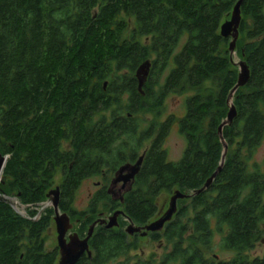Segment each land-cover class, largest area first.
Here are the masks:
<instances>
[{
	"label": "trees",
	"instance_id": "obj_1",
	"mask_svg": "<svg viewBox=\"0 0 264 264\" xmlns=\"http://www.w3.org/2000/svg\"><path fill=\"white\" fill-rule=\"evenodd\" d=\"M237 1L0 0V153L7 157L0 195L37 207L60 173L59 211L80 220L77 234L85 237L101 208H122L136 227L146 226L158 213L155 199L177 189L187 197L162 231L149 234L170 251L133 264H264V253L245 254L264 223V160L252 162L264 137V0L241 3L235 48L250 78L231 98L236 117L222 130V167L197 193L224 153L217 129L237 70L219 26ZM145 61L151 66L139 92L135 72ZM170 94L186 96L184 115L141 128L136 117L158 115ZM173 124L185 141L175 162L164 148ZM141 155L131 190L122 202L112 199L113 174ZM93 177L101 186L78 212L75 193ZM28 217L0 201V264L56 263L58 250L47 251L43 240L52 209H30ZM119 227L96 226L91 257L76 264H129L137 235L129 241ZM214 234L233 253L229 260L213 253Z\"/></svg>",
	"mask_w": 264,
	"mask_h": 264
},
{
	"label": "rangeland",
	"instance_id": "obj_2",
	"mask_svg": "<svg viewBox=\"0 0 264 264\" xmlns=\"http://www.w3.org/2000/svg\"><path fill=\"white\" fill-rule=\"evenodd\" d=\"M241 18H242V16H241ZM227 19H229V18L228 17L223 18L221 21V24L223 22H225V20H227ZM238 37H239V35H238ZM144 40H146V39H144ZM142 42H143V39H142ZM228 42H230V41H228ZM225 47L227 50L228 45ZM178 49H179V47L177 48V50ZM227 53H228V57H229L232 65H233V68H235L237 70V73H238L237 64L240 61H244V60H242L241 57L239 56V54L236 52V48L234 49V51L232 53H229V51ZM163 78L164 77L161 78L160 83L163 82ZM185 99H186L185 95L179 96V95L170 94L164 100L163 105H162V111H160L158 113V115H156L155 113L146 112V113H142V114L138 115L136 117V120L139 122L141 128H146L153 122L154 123H162L169 116H172V115L175 116L176 118L182 117L185 113V106H184ZM146 145H148V144L145 143V147H146ZM164 148L167 151L169 161L175 162L181 158L182 153L185 149V141H184L183 137L178 133V128L175 124H173V126L170 129L168 136L166 137V140L164 142ZM252 159H253L252 160L253 162L258 163V164H261L263 162V160H264V137H263L261 144L256 149V151L254 152ZM60 181H61L60 173H57V175L55 176V178L52 182L50 189L48 190V193H49V191L54 190L56 187H58ZM100 186H101V179L99 177H93V178H88V179L83 180L81 182L80 186L78 187L76 193H75L74 200L72 203V208L78 212H82V211L86 210L89 199L100 188ZM174 191H177V189H173L171 192H162L155 199V205L157 207L158 213L148 224L157 220L158 218H160L165 213V211L168 208L169 200H170L171 196L173 195ZM3 197L6 198L7 203L9 204L11 209L14 211V213H16L17 215H19L22 218H29L28 212L30 209H35V210L37 209V211H39V213H42V212L49 210V209H52L51 203L49 202L48 199H46L45 202L41 203L37 207L27 208L25 206H22L19 203V201L17 200V198L14 196H8V197L3 196ZM178 206L179 205L177 204V208H178ZM119 210L122 211V208H120ZM113 213H114V211L109 212L108 210H104L101 208V209H99V211L97 213L98 215H97V217H95V219L93 220L92 223H95L98 221H107L108 218L111 217ZM38 216L39 215H37L36 217L38 218ZM173 217H172V219H173ZM31 220H34V219L31 218ZM79 221L80 220H77V218H73L70 220V224L72 226V229L69 232V234H73V233L77 234V228H78V225L80 224ZM117 222H118V227L120 224L119 228L122 229L125 233V229L129 225L126 218L125 217H123V218L119 217ZM88 229H89V227L87 228L86 234L88 232ZM86 234H84V236ZM149 234L150 233H148L145 237H140V235L136 236L135 243H136L137 247L135 250L130 251L128 256H127L129 264H133L136 260L147 261L151 258L153 260L158 261L163 257L164 254H166L167 252L170 251V246L167 245V243L163 239H160L157 241H152L149 238V236H150ZM127 236H128L129 241H133V236H129V235H127ZM56 237H57V235H56V231H55L54 222L52 219L49 227L43 233L44 247L47 251H50L54 248L57 249ZM78 237L80 239L84 238L81 236H78ZM262 240H264V230L261 232L258 241L254 244V247L251 250L247 251L245 254L250 258L261 257L264 253V244L261 243ZM220 241H221V236L218 234H214L213 253H215L219 257L218 258L219 260H223V261L229 260L233 256V253L224 252L220 248ZM58 259H59V256L57 257V261L55 264H58Z\"/></svg>",
	"mask_w": 264,
	"mask_h": 264
},
{
	"label": "water",
	"instance_id": "obj_3",
	"mask_svg": "<svg viewBox=\"0 0 264 264\" xmlns=\"http://www.w3.org/2000/svg\"><path fill=\"white\" fill-rule=\"evenodd\" d=\"M243 0H238L233 6L230 19L228 21L223 22L219 27V35L222 38H229L230 42L228 44V51L232 53L235 49L236 41L238 38V28L241 22L240 16V6ZM150 61H145L142 63L135 72V78L137 80V90L139 92L142 91V87L144 86L147 77L150 71ZM238 73H237V81L236 85L232 89L229 97H228V106L229 110L226 115V119L217 129L218 136L221 138V130L223 126L230 125L233 119L236 117V110L234 106L230 103L233 94L239 89L244 87L250 78V71L248 65L244 61H240L237 64ZM106 83H104L103 88H105ZM224 153L221 158V163L216 169V171L211 175V177L205 182L204 186L197 191V193L202 192L204 189L208 188L217 173L220 171L222 167V163L224 161L226 145L223 144ZM7 157L2 156L0 153V177L5 165ZM143 160V155H141L134 164H124L121 166L114 174L113 179L111 180L108 188L107 194L112 197L114 200H119L122 202L123 195L129 192L134 183V179L140 171V166ZM59 188L56 187L54 190L49 191L46 195V198L51 203L52 211H53V222L56 231V241H57V250H58V264H76L78 260L82 256L91 257V253L88 247V241L91 238L94 228L97 224L104 225L106 229L116 228L118 226L117 218L119 216L125 217L123 211H115L111 217L108 218L107 221H98L93 223L83 239H80L76 233L68 234L72 229L70 224V219L67 214L61 213L59 211ZM185 194L180 193L178 190L174 191L171 196L168 204V208L165 213L158 218L157 220L147 224L144 227H135L131 222L125 229V233L129 236H133L134 234L140 235V237H145L147 233H155L160 232L164 228V225L169 223L172 220V217L175 215L177 211V201L186 198ZM0 201L6 202L5 197L0 195ZM128 220V219H127ZM129 222V220H128Z\"/></svg>",
	"mask_w": 264,
	"mask_h": 264
},
{
	"label": "flooded vegetation",
	"instance_id": "obj_4",
	"mask_svg": "<svg viewBox=\"0 0 264 264\" xmlns=\"http://www.w3.org/2000/svg\"><path fill=\"white\" fill-rule=\"evenodd\" d=\"M230 13H231V12H230ZM230 13H229L228 16H226V17H228L229 19H230ZM262 14L264 15V4H263V8H262ZM240 16H241V11H240ZM224 18H225V17H224ZM229 19H227V20H225V21H228ZM239 25H240V24H239ZM219 27H220V26H219ZM238 29H239V28H238ZM225 39L230 40L229 38H225ZM230 103H231V102H230ZM227 105H228V101H227ZM228 110H229V106H228ZM234 119H235V118H234ZM234 119H233V120H234ZM232 122H233V121H232ZM230 125H231V124H230ZM230 125H226V126H230ZM176 126H177V125H176ZM226 126H223V128L226 127ZM223 128H222V130H223ZM222 130H221V138H220V139H221V141H222V145H223V144H225V142H224L223 139H222ZM217 134H218V133H217ZM225 145H226V144H225ZM256 149H257V148H256ZM256 149H255V151H256ZM226 151H227V145H226ZM226 151H225V153H226ZM255 151H254V152H255ZM253 154H254V153H253ZM252 157H253V156H252ZM252 160H253V159H252ZM252 162H253V161H252ZM252 162H251V164H252ZM254 163H255V162H254ZM251 164L249 165V167L252 166ZM114 174H115V173H114ZM114 174H113V176H112V179H113V177H114ZM112 179H111V180H112ZM111 180H110V182H111ZM110 182H109V184H110ZM108 186H109V185H108ZM119 217H121V216H119ZM119 217L117 218V220L119 219ZM121 218H123V217H121ZM125 218H126V217H125ZM126 220H127V218H126ZM127 221H128V220H127ZM130 222H131V221L129 220L128 223H130ZM132 224H133V223H132ZM97 225H98V226H103V227H105L104 225H100V224H97ZM97 225H96V226H97ZM133 225H134V224H133ZM96 226H95V227H96ZM134 226H135V225H134ZM135 227H136V226H135ZM116 228H118V226H117ZM94 229H95V228H94ZM263 230H264V223L261 225V227H260V229H259V235L261 234V232H262ZM70 231H71V230H70ZM70 231H69V232H70ZM68 234H69V233H68ZM77 235H78V234H77ZM134 235H138V234H134ZM261 243L264 244V240H262Z\"/></svg>",
	"mask_w": 264,
	"mask_h": 264
},
{
	"label": "built area",
	"instance_id": "obj_5",
	"mask_svg": "<svg viewBox=\"0 0 264 264\" xmlns=\"http://www.w3.org/2000/svg\"><path fill=\"white\" fill-rule=\"evenodd\" d=\"M36 210H37V209H36ZM38 214H39V211H38ZM33 219H36V216H35Z\"/></svg>",
	"mask_w": 264,
	"mask_h": 264
}]
</instances>
